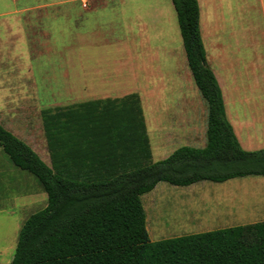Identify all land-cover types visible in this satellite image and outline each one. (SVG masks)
<instances>
[{"label": "rangeland", "instance_id": "obj_1", "mask_svg": "<svg viewBox=\"0 0 264 264\" xmlns=\"http://www.w3.org/2000/svg\"><path fill=\"white\" fill-rule=\"evenodd\" d=\"M50 1L60 0H0V117L8 120L9 102L14 99L20 98L25 106L30 104L25 114L32 122L21 129V135L15 130L19 139L50 164L39 108L137 92L152 136L154 162L179 146L205 145L203 130L197 141L187 142L185 137V141L164 145V151L156 145L163 142L166 127L178 125L164 122V112L172 113L174 121L183 116L186 108L181 97L186 95L198 102L194 119L200 128L207 126L208 118V105L189 68L172 0H74L75 10L70 12L73 18H66L65 10H51L43 11L46 16L39 21L25 19L38 12L23 11L22 7ZM83 2L89 7L81 8ZM225 14L232 28L239 25L237 0H232L230 8L225 7ZM212 23L211 14L203 6V40L228 114L233 118V113L244 111L248 117H257L252 119L254 123H262L257 112L264 93L257 85L256 74L247 67L251 49L231 42L227 60L226 50L223 52L214 42ZM80 30L85 32L82 40L75 34ZM234 36L231 38L236 39ZM67 71L79 80L72 91ZM83 82L88 90L82 89ZM258 142L264 145V137ZM10 166L21 171V209L0 218V264L12 262L23 222L47 205V193L37 178L11 159ZM150 196H155L152 203L148 201ZM142 200L149 220L147 228L156 232L152 240L264 221V175L222 182L204 180L188 186L161 181Z\"/></svg>", "mask_w": 264, "mask_h": 264}, {"label": "trees", "instance_id": "obj_2", "mask_svg": "<svg viewBox=\"0 0 264 264\" xmlns=\"http://www.w3.org/2000/svg\"><path fill=\"white\" fill-rule=\"evenodd\" d=\"M172 2L208 105L205 146L182 145L154 162L137 92L42 109L50 164L0 122V146L47 193V205L23 222L10 264H264V221L150 237L142 196L159 182L188 186L264 175V149H244L227 117L198 0Z\"/></svg>", "mask_w": 264, "mask_h": 264}, {"label": "crops", "instance_id": "obj_3", "mask_svg": "<svg viewBox=\"0 0 264 264\" xmlns=\"http://www.w3.org/2000/svg\"><path fill=\"white\" fill-rule=\"evenodd\" d=\"M73 1L74 0L50 1V2H45V3L25 6V7H22L21 10L38 12L34 15L26 16L25 19L28 21H32V20L39 21L46 16L44 13H42L43 11H51V10L53 11L54 10L55 11L65 10L64 16L66 18H73V14L70 13L73 10H75L74 8L75 4L72 3ZM198 2H199V7H200L201 35H202L201 16H202L203 6H204V9L209 11V13L212 16V22H213L212 26L214 28V36H215L214 42L216 43V46L218 45V47H220L223 52H225L226 50L227 60L228 58H230V52H231L228 44H230L231 42L241 43L244 48L251 49L252 56H251V60L248 59L247 67L249 69V72H251L254 75L256 74L255 77L257 78L256 80L258 81L257 85L261 87L260 90L264 93V0H237V5L239 6L241 10V20L239 22V25L235 26L237 27V29H234L235 27L232 28L227 23V18L225 14V7L230 8L232 0H198ZM82 7L88 8L89 7L88 2H86V4H84L83 2L81 4V8ZM50 16L51 15H48L47 17H50ZM75 34L79 36V40H82V37L84 36L85 32H83V30H80L76 32ZM235 34L239 36H234ZM233 36L236 37V39L231 38ZM202 39H203V35H202ZM206 56H207V52H206ZM207 60H208V57H207ZM208 63H209V60H208ZM215 75L217 77L216 73ZM65 76L68 80V84L70 85L69 90L72 91L74 84H78L79 80L77 79V76L72 74V72L70 71H67L65 73ZM82 86H83L82 89L88 90V86H85L84 82ZM105 97H112V96H98V97H94L93 99L105 98ZM114 97H121V96H114ZM223 97H224V93H223ZM79 102H82V101H79ZM224 102H225V109H226L227 117L229 121L231 122L233 129L235 131V134L237 138L239 139V142L241 143L242 147L246 150H252L251 148H258V146L264 149V145H261V143L259 142L257 144V140L259 141V139H262L264 137V110H263L264 109V97L259 99V107H260V102H261L260 109L262 108L263 109H262V112H260V109H258L257 114L260 115L259 116L260 118H263V121L262 123H258V124L254 123L256 122V120H252V119L257 118L255 115H253V117L251 116L248 117V115L244 113V111L242 114L235 112L233 113V118L230 117V115L228 114L225 97H224ZM9 103H11V106L8 109V111L10 112V116L8 117V120L0 117V122L5 128L10 130L13 134H15V130H16V132L21 135L22 133L21 129L26 126L30 127V124L32 122L31 116L25 114V109L30 104L27 106L22 105L20 98L14 99L13 101ZM74 103H78V102H74ZM196 103L198 102L193 100L192 98L190 99L186 95L184 97H181V104L183 105V107L186 108V110L183 111V116L181 117V119L180 117L177 119L178 121H174L175 118L174 116H172V113H167L166 111L164 112V115H165V116L163 115L164 122L167 121L168 124L174 123L178 125L174 126L172 129H171V126H169L168 129L166 127V132H164L163 142L161 144L160 142H157L156 144L158 149H161V151H164V148H163L164 145H169L174 142H178L179 139H181V141H185V139L187 138L186 139L187 142L197 141L195 139L202 137V134L200 135L202 130L203 132L206 133L207 126L205 127L203 124V126H201L200 128L197 124L196 119H194V116L196 115L195 113V107L197 105ZM70 104H73V103H70ZM70 104L58 103L57 105L49 106V107L65 106V105H70ZM32 106L38 107L34 105L33 103H32ZM49 107H44V108H49ZM44 108H41V109L39 108L40 116H41V110ZM186 111H187V116H185ZM21 113L24 114L22 117H21ZM41 121H42V118H41ZM182 121L184 122L185 125L182 123ZM148 133H149V130H148ZM260 133H262V136ZM149 136H150V141H151V147H153L152 136L150 134ZM252 145L253 147H251ZM175 149H173L172 152ZM169 155H166L165 157H163V159L168 157ZM152 158H153V148H152ZM195 184L196 183L192 185H195ZM154 199H155V196H150L148 198L149 203H152ZM20 209H21V171L10 166V158L4 152L3 148L0 146V218L7 217L11 214H14ZM193 209L195 210L194 206H193ZM146 221H147L146 223L148 227V221H149L148 215H146ZM152 226H153V223H152ZM148 231H149L150 237L151 235H153V233H155L156 235L155 230L152 232L151 229L148 228Z\"/></svg>", "mask_w": 264, "mask_h": 264}, {"label": "built area", "instance_id": "obj_4", "mask_svg": "<svg viewBox=\"0 0 264 264\" xmlns=\"http://www.w3.org/2000/svg\"><path fill=\"white\" fill-rule=\"evenodd\" d=\"M84 4H86V2H84Z\"/></svg>", "mask_w": 264, "mask_h": 264}]
</instances>
